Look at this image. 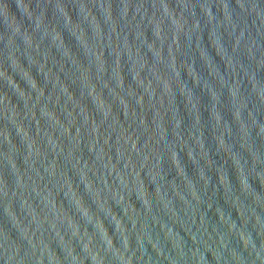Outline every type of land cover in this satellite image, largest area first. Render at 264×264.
Instances as JSON below:
<instances>
[{
	"label": "water",
	"instance_id": "water-1",
	"mask_svg": "<svg viewBox=\"0 0 264 264\" xmlns=\"http://www.w3.org/2000/svg\"><path fill=\"white\" fill-rule=\"evenodd\" d=\"M0 264H264V0H0Z\"/></svg>",
	"mask_w": 264,
	"mask_h": 264
}]
</instances>
